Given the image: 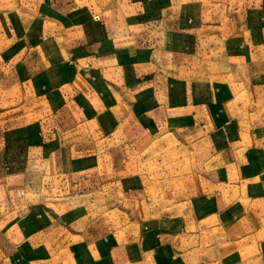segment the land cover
Instances as JSON below:
<instances>
[{"label":"crops","instance_id":"obj_1","mask_svg":"<svg viewBox=\"0 0 264 264\" xmlns=\"http://www.w3.org/2000/svg\"><path fill=\"white\" fill-rule=\"evenodd\" d=\"M179 126L198 218L124 195L128 136ZM194 262L264 264V0H0V264Z\"/></svg>","mask_w":264,"mask_h":264},{"label":"rangeland","instance_id":"obj_2","mask_svg":"<svg viewBox=\"0 0 264 264\" xmlns=\"http://www.w3.org/2000/svg\"><path fill=\"white\" fill-rule=\"evenodd\" d=\"M207 84L208 85L210 84V80H207ZM207 90L210 91L209 88H207ZM148 105L149 104H140L138 106L136 104L129 105L128 112L130 113V115H134V114L139 115L138 113H140V108L141 107L145 108ZM238 105L241 106L242 104H238ZM225 106L226 105H224V107ZM248 108L253 109L251 105ZM203 109L211 111L210 106L208 107L200 106L195 109L194 105H192V107L190 108L191 126H193L194 121L197 119V117L195 119V117L193 116L195 114V111H197V113L198 112L203 113ZM182 124L183 123L181 122V125ZM183 130L184 128L179 126L176 128V135L174 136L172 135L168 136L166 133H163V134L159 133V135H156V137H153L154 139V140L152 139L153 141L150 139L147 141L144 140L142 144L136 143L133 141V139L137 138V136H132V137L128 136L130 140L129 139L128 141L126 140V143H129V144L131 143L132 145L130 147L131 151L128 153V155H126L127 152L123 148V152L125 156H123L124 167L122 170L123 172L122 178L124 179V183H125L124 186L128 188V190L124 189V195L130 196L129 193H133L136 191L145 192L147 189H152L153 188L152 185L155 186L158 183V192H157L158 194H156L157 198L156 199L151 198L154 201V203L159 202V205H161L164 202L168 203L167 201L170 200L171 202H174V204H179L180 208L178 210L182 212L191 211L190 213H194V215L192 216L194 218H198V215L195 214V210H193V208L195 207V204L196 205L198 204V199H196L197 195H195V199H194L193 191H191L190 193H185V194L183 193L184 184L185 183L192 184V182H194L193 181L194 177H191L189 180H188V177H184V168H183L184 165H182V163L178 161V159H182V153L179 156L176 153V151L175 152L173 151V149L177 150L179 142L184 140ZM126 148H128V146ZM82 154L83 153H79V155H82ZM191 155H192L190 159L191 167L189 166V164H187V166L189 167H187L186 172L188 173L189 171H191L192 175L195 176L199 174L200 172V168H199L200 158L198 156L193 157V155H196V154L191 153ZM213 157H214V154H212L210 158H213ZM135 171H137L138 174L132 175V173H135ZM78 174L82 175L84 174V172H79ZM128 174L130 176H128ZM127 177H131V179H129L130 184L127 183L128 181V179H126ZM96 186H100V185H96ZM60 187L63 191H65L64 193L85 192V189L82 188V184L78 183V180L76 181V179L75 180L71 179L69 175H65L64 184H60ZM84 187L86 188V186ZM47 188H48V184H47ZM111 191L118 192V190H115V189ZM105 192L109 193V190L105 189ZM145 197H149V196L146 195ZM118 203L119 202L117 201L116 204ZM163 218L171 219L172 217L167 216ZM132 219H134V215L132 216ZM178 220H180L179 217L174 218L172 222L174 228H176L175 224L177 223ZM137 221L139 223L146 224L150 220L141 219V221L140 220H137ZM169 227L172 228V226H169ZM144 228H148V227L145 226ZM189 233L191 234L190 235L191 237L189 239L190 242L194 240L199 241L200 232H199L198 227L191 229ZM165 234L173 235V242L175 243V245H177V242L181 238L180 234H183V229H176L170 232H168L167 230L165 231L160 230L157 235V237L160 238L159 241H162L161 237ZM207 234L210 235V237L211 235L212 236L215 235L213 232H208ZM203 240H200V243H201L200 245H203V246L206 244L209 245L214 242V241L213 242L208 241L205 243L203 242ZM187 249H188L187 250L188 253L189 251L196 250V249L189 248V247ZM195 259L197 258H194V260ZM188 261H191V259H188ZM193 264H197V263L194 262Z\"/></svg>","mask_w":264,"mask_h":264}]
</instances>
